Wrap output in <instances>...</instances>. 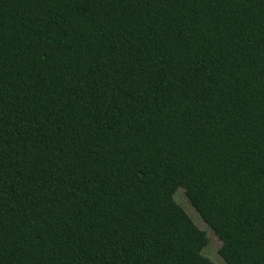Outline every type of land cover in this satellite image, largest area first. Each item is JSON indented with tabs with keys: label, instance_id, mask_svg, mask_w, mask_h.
Segmentation results:
<instances>
[{
	"label": "trees",
	"instance_id": "16d2710c",
	"mask_svg": "<svg viewBox=\"0 0 264 264\" xmlns=\"http://www.w3.org/2000/svg\"><path fill=\"white\" fill-rule=\"evenodd\" d=\"M264 264V0H0V264Z\"/></svg>",
	"mask_w": 264,
	"mask_h": 264
},
{
	"label": "rangeland",
	"instance_id": "374dc122",
	"mask_svg": "<svg viewBox=\"0 0 264 264\" xmlns=\"http://www.w3.org/2000/svg\"><path fill=\"white\" fill-rule=\"evenodd\" d=\"M174 200L183 208L192 222L205 234L207 241L201 253L214 264H227L218 254L217 249L220 241L213 231L206 225L195 209L189 204L184 193L183 187L179 186L173 193Z\"/></svg>",
	"mask_w": 264,
	"mask_h": 264
}]
</instances>
